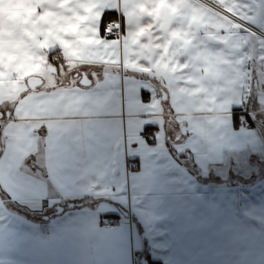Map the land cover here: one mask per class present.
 Wrapping results in <instances>:
<instances>
[{"label":"crops","instance_id":"crops-1","mask_svg":"<svg viewBox=\"0 0 264 264\" xmlns=\"http://www.w3.org/2000/svg\"><path fill=\"white\" fill-rule=\"evenodd\" d=\"M119 9L120 53L101 32ZM245 23L264 32V0H0V264H264Z\"/></svg>","mask_w":264,"mask_h":264},{"label":"trees","instance_id":"trees-1","mask_svg":"<svg viewBox=\"0 0 264 264\" xmlns=\"http://www.w3.org/2000/svg\"><path fill=\"white\" fill-rule=\"evenodd\" d=\"M119 18V14H118V11H107L103 14L102 16V19H101V32L103 34V36H105V27L107 25V23L111 20H117ZM123 21H124V18H123ZM55 54H58L57 51H52V52H49L48 53V61L50 63H52L57 69L59 68V66H62L64 67V62L62 61V58H58V59H55L54 58V55ZM244 114V116H246V122L243 120V122L251 128L252 124H251V121H250V117L248 115H246V113H243V111L239 110V112H234L233 113V119H234V125L235 126H238L241 122V115ZM148 129H146L147 131ZM145 132V131H144ZM147 137H149L151 134H154V133H149V132H145ZM131 160V162H135L136 160H133L132 158L129 159V161ZM136 163V162H135ZM109 216H114L116 218H119L118 215H113V214H110ZM152 261V260H151ZM156 264V262L152 261L151 264Z\"/></svg>","mask_w":264,"mask_h":264},{"label":"built area","instance_id":"built-area-1","mask_svg":"<svg viewBox=\"0 0 264 264\" xmlns=\"http://www.w3.org/2000/svg\"><path fill=\"white\" fill-rule=\"evenodd\" d=\"M119 18L117 20H111L107 23L105 27V37L114 39V40H121L123 38V33H124V21H123V16L121 10H118ZM247 25V24H246ZM248 27L252 28L254 31H256L259 34H264L260 30H258L255 27L249 26ZM55 59L60 58L59 54L54 55ZM244 121L246 122V118H244ZM119 222L118 218L114 216H106L102 219V226L105 227H113Z\"/></svg>","mask_w":264,"mask_h":264},{"label":"rangeland","instance_id":"rangeland-1","mask_svg":"<svg viewBox=\"0 0 264 264\" xmlns=\"http://www.w3.org/2000/svg\"><path fill=\"white\" fill-rule=\"evenodd\" d=\"M119 10H121V12H122V9H119ZM247 23H245V25H246ZM248 25V24H247ZM250 26V25H249ZM261 31V30H260ZM261 32H263V31H261ZM264 33V32H263ZM257 34H259V33H257ZM260 38H262V39H264V34H259L258 35ZM122 40H123V38L121 39V40H115V42L118 44V48H119V53H120V48L122 47ZM116 54H118V52H116ZM94 59H96V60H101V61H103V59H102V57H100V58H94ZM117 59V55H116V58H110L109 60L110 61H113V60H116ZM75 61H78V62H81V60H75ZM76 64H79V63H76V62H74V64L71 66V67H65L64 69H65V71H66V74H65V76L67 77V78H69V77H71V78H73V77H79V75H80V73L78 72L80 69L76 66ZM51 67V66H50ZM76 67V68H75ZM79 67L80 68H82V69H87V68H89L90 67V65L88 66V65H86V64H83V65H80L79 64ZM78 69V70H77ZM43 75L44 76H47V71H44L43 72ZM57 81V80H56ZM47 85V84H46ZM245 118V117H244ZM244 118H243V120H244ZM143 253V252H142ZM142 253H139V257L142 255ZM137 259H138V256H137Z\"/></svg>","mask_w":264,"mask_h":264},{"label":"water","instance_id":"water-1","mask_svg":"<svg viewBox=\"0 0 264 264\" xmlns=\"http://www.w3.org/2000/svg\"><path fill=\"white\" fill-rule=\"evenodd\" d=\"M89 83H90V81L88 80L87 75L85 73H83L82 76H81V84L86 85V84H89ZM58 210L61 211L62 208H58Z\"/></svg>","mask_w":264,"mask_h":264}]
</instances>
